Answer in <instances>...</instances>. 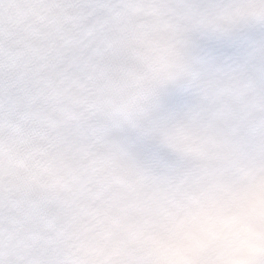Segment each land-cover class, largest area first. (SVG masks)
<instances>
[{
	"label": "snow or ice",
	"instance_id": "1",
	"mask_svg": "<svg viewBox=\"0 0 264 264\" xmlns=\"http://www.w3.org/2000/svg\"><path fill=\"white\" fill-rule=\"evenodd\" d=\"M0 264H264V0H0Z\"/></svg>",
	"mask_w": 264,
	"mask_h": 264
}]
</instances>
